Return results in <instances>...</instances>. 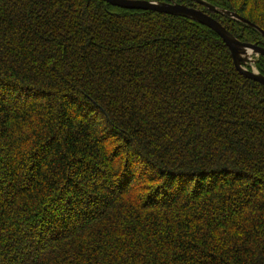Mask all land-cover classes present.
I'll list each match as a JSON object with an SVG mask.
<instances>
[{
    "label": "trees",
    "instance_id": "1",
    "mask_svg": "<svg viewBox=\"0 0 264 264\" xmlns=\"http://www.w3.org/2000/svg\"><path fill=\"white\" fill-rule=\"evenodd\" d=\"M0 264H264V87L185 17L0 0Z\"/></svg>",
    "mask_w": 264,
    "mask_h": 264
},
{
    "label": "water",
    "instance_id": "2",
    "mask_svg": "<svg viewBox=\"0 0 264 264\" xmlns=\"http://www.w3.org/2000/svg\"><path fill=\"white\" fill-rule=\"evenodd\" d=\"M111 6L129 9V10H148L157 13L167 14L170 16H179L188 18L202 26L207 27L208 29L215 32L221 40L224 42L225 46L228 48L233 65L237 72H239L246 79L257 82L258 84L264 87V76H262L258 71H249L244 68V65L247 62L252 64L255 63L254 60H251L247 53L255 54L257 56H264V32L256 27L254 24L250 23L246 19L225 10H219L216 7L210 5L209 3L203 0H194L195 3L203 6L207 10L212 12L224 15L228 18L237 20L241 23H244L255 30H257L263 40L258 42V44H248L243 43L233 37L219 22L214 20L211 16L205 12L195 9L186 5H180L171 2H154V1H142V0H101ZM250 54V55H251Z\"/></svg>",
    "mask_w": 264,
    "mask_h": 264
},
{
    "label": "rangeland",
    "instance_id": "3",
    "mask_svg": "<svg viewBox=\"0 0 264 264\" xmlns=\"http://www.w3.org/2000/svg\"><path fill=\"white\" fill-rule=\"evenodd\" d=\"M261 40H263V38H262ZM249 58H250L251 60H254L255 63L252 64V63H250V62H247V63L244 65V68L247 69V70H249V71H251V70H253V71H257L255 65H256V62H257L259 56L255 55V54H251V55H249Z\"/></svg>",
    "mask_w": 264,
    "mask_h": 264
},
{
    "label": "bare ground",
    "instance_id": "4",
    "mask_svg": "<svg viewBox=\"0 0 264 264\" xmlns=\"http://www.w3.org/2000/svg\"><path fill=\"white\" fill-rule=\"evenodd\" d=\"M250 54H251V53H250V52H248V53H247V56L249 57V55H250Z\"/></svg>",
    "mask_w": 264,
    "mask_h": 264
},
{
    "label": "flooded vegetation",
    "instance_id": "5",
    "mask_svg": "<svg viewBox=\"0 0 264 264\" xmlns=\"http://www.w3.org/2000/svg\"><path fill=\"white\" fill-rule=\"evenodd\" d=\"M196 9V8H195Z\"/></svg>",
    "mask_w": 264,
    "mask_h": 264
}]
</instances>
